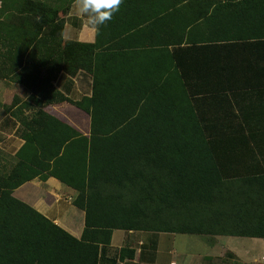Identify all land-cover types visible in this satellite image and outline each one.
<instances>
[{
	"label": "trees",
	"instance_id": "1",
	"mask_svg": "<svg viewBox=\"0 0 264 264\" xmlns=\"http://www.w3.org/2000/svg\"><path fill=\"white\" fill-rule=\"evenodd\" d=\"M0 2V80L31 94L0 104L2 117L19 123L17 135L24 140L14 166L0 173V264L131 259L126 250L107 257L115 230L204 237L210 245L216 237L264 240V175L239 179L224 171L215 143L221 134L208 131L213 118L201 114L203 99L156 79L131 88L103 85L104 78L125 77L104 56L118 42L133 49L156 45L142 41L144 25L168 13L169 5L122 0L113 18L95 30V42L83 44L63 39L65 17L59 13L65 16L67 6L50 0ZM240 7L246 9L238 27L252 28L264 41V3ZM252 8L258 11H247ZM183 54L179 50L175 59L180 81ZM79 72L92 78L93 93L73 102L52 81L59 73ZM130 89L136 91L130 98L110 97ZM63 103L90 117L88 137L45 112ZM49 177L76 191L73 205L84 212L79 240L12 196L24 183Z\"/></svg>",
	"mask_w": 264,
	"mask_h": 264
},
{
	"label": "crops",
	"instance_id": "2",
	"mask_svg": "<svg viewBox=\"0 0 264 264\" xmlns=\"http://www.w3.org/2000/svg\"><path fill=\"white\" fill-rule=\"evenodd\" d=\"M153 3L170 6L168 13L157 15L149 25H144L142 41L156 45L133 49L123 47L126 42H118L114 52L102 61L109 59L108 63L121 70L125 77L104 78L103 85L131 88L147 79H156L160 85H171L173 91L182 88L190 98L203 99L204 106L199 107L201 114L213 118L208 131L221 134L220 142L215 143L222 149L218 151V159L225 166L224 171L237 173L235 178L239 179L264 175V70L260 68L264 64V41H260L258 32L252 28L237 24L246 9L240 5H263L264 0H154ZM64 20L65 41L95 42V30L78 13L76 3ZM179 50L184 53V81L175 72ZM52 86L73 102L90 98L93 93L92 78L84 72L74 77L59 73ZM133 93L136 91L130 89L110 97L126 99ZM30 95L20 85L0 82V103L4 105L14 98L26 100ZM45 112L82 136H89L90 117L69 103L51 105ZM18 129L19 123L10 115L0 119V146L7 153L12 152L13 164L16 153L24 145V140L17 135ZM76 195L75 190L52 177L44 181L33 179L12 193L13 198L79 240L84 229V212L73 205ZM176 236L181 235L115 230L107 257H118L120 250H126L132 251L133 257L117 259L116 264L189 263L195 256L188 252L189 242H177ZM176 244L185 254L180 253L182 249H176Z\"/></svg>",
	"mask_w": 264,
	"mask_h": 264
},
{
	"label": "rangeland",
	"instance_id": "3",
	"mask_svg": "<svg viewBox=\"0 0 264 264\" xmlns=\"http://www.w3.org/2000/svg\"><path fill=\"white\" fill-rule=\"evenodd\" d=\"M50 2L53 3L54 6H67V14L65 15L67 16L71 10L72 4L76 3V0H50ZM61 13H59V16L65 17ZM0 82H2V80H0ZM3 115V110L0 109V118ZM11 154L12 152L9 151L7 153L2 146H0V173L9 171L14 166ZM158 236L165 237L166 235ZM167 238H171V236L168 235ZM175 238L178 240L177 242H185L188 240V252H190L191 255H195L189 263L187 261H181V264H264V241L249 238L216 237L212 239L215 241L214 244L210 245L209 238L193 237L190 235H181ZM114 243H116V241H114ZM176 249L179 251L182 249L180 253L182 255L185 254L180 245L178 246V244H176ZM206 254L208 256H206ZM183 257L185 259L186 256ZM187 260H189V258Z\"/></svg>",
	"mask_w": 264,
	"mask_h": 264
},
{
	"label": "clouds",
	"instance_id": "4",
	"mask_svg": "<svg viewBox=\"0 0 264 264\" xmlns=\"http://www.w3.org/2000/svg\"><path fill=\"white\" fill-rule=\"evenodd\" d=\"M121 3L122 0H76V10L98 32L119 11Z\"/></svg>",
	"mask_w": 264,
	"mask_h": 264
}]
</instances>
